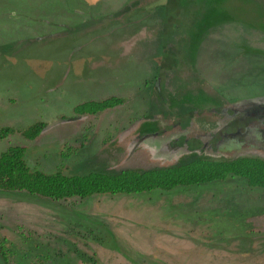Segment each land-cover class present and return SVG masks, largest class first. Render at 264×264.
Instances as JSON below:
<instances>
[{
  "label": "rangeland",
  "instance_id": "374dc122",
  "mask_svg": "<svg viewBox=\"0 0 264 264\" xmlns=\"http://www.w3.org/2000/svg\"><path fill=\"white\" fill-rule=\"evenodd\" d=\"M188 1L0 0V128L47 126L79 118L77 104L120 100L34 141H0V152L23 146L30 167L48 171L62 161L69 175L158 166L145 153L127 157L120 136L147 113L172 53L173 70L196 72L216 92H263L264 0ZM245 50L262 56L234 60ZM72 146L77 153L61 160ZM262 236L264 191L239 180L65 203L0 193V244L11 264H264L251 253Z\"/></svg>",
  "mask_w": 264,
  "mask_h": 264
},
{
  "label": "flooded vegetation",
  "instance_id": "af4514ba",
  "mask_svg": "<svg viewBox=\"0 0 264 264\" xmlns=\"http://www.w3.org/2000/svg\"><path fill=\"white\" fill-rule=\"evenodd\" d=\"M243 54L262 56L261 51L245 50L234 60ZM174 56L169 54L171 66H162L168 70H160L163 85L160 76L153 84L152 104L144 109L147 113L120 136V142L128 141L122 148L126 156L145 153L159 163L143 171L197 160L264 163V91L237 98L216 92L196 72L173 70ZM147 136L152 137L147 140Z\"/></svg>",
  "mask_w": 264,
  "mask_h": 264
},
{
  "label": "trees",
  "instance_id": "16d2710c",
  "mask_svg": "<svg viewBox=\"0 0 264 264\" xmlns=\"http://www.w3.org/2000/svg\"><path fill=\"white\" fill-rule=\"evenodd\" d=\"M191 1H188L189 5H192ZM47 9L48 7L44 6L42 12ZM57 11L60 13L64 9L58 8ZM118 104L120 100L116 98L80 103L73 108V114L94 117ZM45 127L40 122L32 123L23 129L1 127L0 141L17 135L31 142L43 133ZM77 151L78 146L65 148L59 158L68 160ZM62 166L61 161L53 170L48 171L40 167H30L26 161L25 147L8 146L0 152V193L25 194L52 203H65L72 200L84 201L101 195L135 197L150 193H170L179 188L203 187L228 180H239L244 182L248 189L264 191V163L260 162L197 160L166 169L89 172L80 175L65 174ZM215 213L221 214L226 221H229L227 218H232L231 211ZM240 214L234 211L235 216ZM244 239L249 240V237ZM253 242L263 245L259 251L254 250L251 253L258 252L257 260L261 261L263 258L264 263V236L251 243ZM235 245L240 246L241 243L237 241ZM243 245H246L245 242ZM0 257L3 264H11L3 244H0Z\"/></svg>",
  "mask_w": 264,
  "mask_h": 264
},
{
  "label": "water",
  "instance_id": "95a60500",
  "mask_svg": "<svg viewBox=\"0 0 264 264\" xmlns=\"http://www.w3.org/2000/svg\"><path fill=\"white\" fill-rule=\"evenodd\" d=\"M83 119H84V118L79 117V118H70V119H67V120H62V119H60V120H56V121H54V122L48 124V125L44 128L43 131H47V130H49V129H51V128L57 126V125H62V124H64V123H68V122L83 121ZM151 137H152V136H147V137H145V138L148 140V139L151 138Z\"/></svg>",
  "mask_w": 264,
  "mask_h": 264
}]
</instances>
